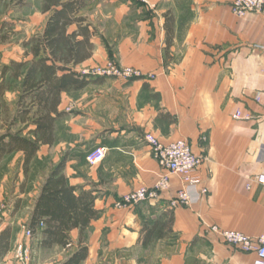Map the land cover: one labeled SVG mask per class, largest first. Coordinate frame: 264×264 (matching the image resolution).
<instances>
[{
  "label": "crops",
  "instance_id": "obj_1",
  "mask_svg": "<svg viewBox=\"0 0 264 264\" xmlns=\"http://www.w3.org/2000/svg\"><path fill=\"white\" fill-rule=\"evenodd\" d=\"M39 1V27L33 29L30 19L19 20L23 38L1 54L0 68L34 58L26 42L44 32L53 10L60 7L45 10V0ZM233 1L150 0L148 5L86 0L76 16H85L100 34L92 36L88 58L67 65L84 75L85 69L114 56L120 64L155 78L92 76L84 87L62 91V115L47 141H39L29 172H24L22 151L8 155L16 164L14 174L6 171L0 180V234L8 227L13 233L0 264H26L15 256L20 243L31 252L27 264H61L73 252L74 247L62 244L43 247L38 228L31 238L39 245L33 255L35 246L20 229L28 226L44 180L60 163L76 193L93 192L100 213L89 224V255L83 264H253L254 252H243L207 229V224H216L251 236L264 231V185L254 179L264 172V103L255 101L256 94L264 92V13L238 17ZM77 28L72 23L67 33ZM40 55L52 56L51 50L42 47ZM56 55V64L64 65L62 51ZM63 73L58 70V75ZM17 80L21 85V78ZM237 110L252 117L237 119ZM22 129L24 136L36 138L34 124L24 123ZM147 132L164 143L189 140L203 157L199 186L207 191L197 202L169 206L184 187L174 174L159 200L115 207L119 197L155 185L168 171L151 152L144 139ZM101 146L106 156L90 165L87 153ZM167 209L174 210L173 233L166 229L162 239L145 247L144 220H166ZM79 234V228L71 230L74 243ZM160 246L159 258L143 260L142 253Z\"/></svg>",
  "mask_w": 264,
  "mask_h": 264
},
{
  "label": "trees",
  "instance_id": "obj_2",
  "mask_svg": "<svg viewBox=\"0 0 264 264\" xmlns=\"http://www.w3.org/2000/svg\"><path fill=\"white\" fill-rule=\"evenodd\" d=\"M85 2L86 0H45V10L54 5L60 7L53 10L44 32L26 42L31 46L34 58L26 61L13 60L10 65L0 68V98L11 89L8 85L9 79L21 78L22 86L14 119L22 124H34L36 137L31 139L24 136L23 129L12 131L8 128L0 134V161L5 155L22 151L26 173L29 172L33 156L39 149V141H47L48 135L53 133L54 123L62 115L58 110L60 93L71 88H82L92 77L87 74L80 75L67 65L72 59L75 62L84 61L91 54V38L97 33V29L85 16H76ZM72 23H76L78 28L67 33L68 26ZM42 47L45 50L50 49L52 56L40 55ZM57 50L64 54V57L60 56L64 65H57L55 62L58 58ZM49 60L54 63L49 65ZM58 70L64 73L58 75ZM62 169L63 163H60L44 180L28 227L33 229V235L40 229L41 244L45 248L55 244L74 247L73 252L61 264H83L88 259L90 248L86 233L91 220L98 218L100 213L95 209L96 197L93 192L88 190L76 193L77 186L69 185ZM165 214L168 215L166 220L162 217L154 221L147 218L144 220L141 240L145 247L162 239L166 235V229L173 233L174 210L167 209ZM41 222L44 223L43 227L40 226ZM74 228L80 229L75 243L70 236ZM12 233L8 227L0 234V258L11 248Z\"/></svg>",
  "mask_w": 264,
  "mask_h": 264
},
{
  "label": "built area",
  "instance_id": "obj_3",
  "mask_svg": "<svg viewBox=\"0 0 264 264\" xmlns=\"http://www.w3.org/2000/svg\"><path fill=\"white\" fill-rule=\"evenodd\" d=\"M137 3H143L149 5V0H131ZM232 10L235 15L242 17L250 13H264V0H234L232 3ZM112 68L104 70L103 72H91L84 71V74H90L93 76L106 75L115 76L118 79L128 80L132 78H141L142 76H148L149 78H155V75H145L140 70L132 67H127L125 70H117L115 64L111 65ZM115 70V71H114ZM257 103H264V92L259 91L255 96ZM237 119L245 120L252 117L251 112H243L237 110L235 113ZM144 139L147 140L151 146V152L155 158L165 167L168 171L161 174L160 179L153 186H140L131 192L119 197L115 203L117 208H130L133 205L146 202L148 200H159L164 190L170 186V176L177 175L184 183V187L181 188L176 197L170 200L169 206L175 208L180 204H186L188 206L197 202L202 194L207 191V188H201L200 177L198 175L199 168L203 157L193 151L192 145L189 140L180 138L170 143H164L160 138H157L152 132H147L144 135ZM106 147H95L87 153V161L90 165H96L106 156ZM254 179L261 185H264V172L256 175ZM40 226L43 227L44 223L41 222ZM207 229L216 234L219 238H223L231 245H235L243 252H254L256 254L253 264H264V231L257 236L247 235L244 232L234 229H225L220 225L207 224ZM24 230L27 236L33 235V229L24 226ZM20 259L24 260L26 264L30 258L27 252L23 251L18 255Z\"/></svg>",
  "mask_w": 264,
  "mask_h": 264
},
{
  "label": "rangeland",
  "instance_id": "obj_4",
  "mask_svg": "<svg viewBox=\"0 0 264 264\" xmlns=\"http://www.w3.org/2000/svg\"><path fill=\"white\" fill-rule=\"evenodd\" d=\"M149 4H150V0H149ZM39 7H40L39 0H0V64L2 58L1 54L4 51H7L9 53V51H11V47L20 44L23 38V35L21 33L23 31H20L17 27L20 25L19 20L24 18H27L28 20L30 19L31 26L33 29L39 27L38 24L41 20V17L39 16V12H38ZM8 17L10 20H7ZM11 18H14L15 22H13ZM96 34L97 35L100 34L98 28ZM113 64L116 65L117 70H125L127 69V67H132L137 70H140L139 68L134 67L132 65H122L114 58V56H112L104 63H98V65L85 69L84 71L103 72L104 70L112 68L111 65ZM99 76H104V75H99ZM107 77H115V76H107ZM143 77H148V76H142L141 78L139 77L138 78L142 79ZM8 85H10L11 87L10 89L11 92L8 95H6V98L4 96L0 98V134L6 132L8 128L12 129V131H17L19 129H22L23 127V124L20 121H16L14 119V117L17 115L16 113H17L18 101H19L18 97L20 95V93H16L15 91L17 89H20L21 85L19 84V81L16 79H9ZM24 130H26V128ZM28 133L29 130L26 131L27 135H29ZM8 155L2 157V160L6 158L3 163L2 160L0 161V180L2 174L6 173V171L11 172L13 174L15 172V170H13V167L16 163H14V165L12 164L13 163L12 161L14 160L15 157L13 156L11 157ZM2 204L3 203L0 204V207ZM182 205H186V204H182ZM24 226L28 227L26 224H24L20 229L23 231V235L25 239L28 238L29 240H31L30 241L31 245L35 246L36 252H34L33 255L37 256L39 245L35 244V241L31 239L33 235L27 236L24 230ZM162 250L163 248L161 246L147 250V252L142 253L143 260L146 262H148L149 260H156L157 258H159L160 254L163 253ZM22 251L23 253L27 252L28 256L30 254L29 257H31V252L30 251L28 252L25 246L20 243L15 251L16 259L17 258L20 259L18 255ZM54 251L55 250L53 251L49 250L47 253L52 254L54 253ZM20 260L26 263L24 260L22 259Z\"/></svg>",
  "mask_w": 264,
  "mask_h": 264
}]
</instances>
